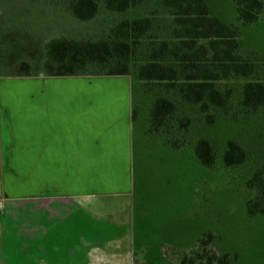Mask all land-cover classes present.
<instances>
[{
    "label": "rangeland",
    "instance_id": "rangeland-1",
    "mask_svg": "<svg viewBox=\"0 0 264 264\" xmlns=\"http://www.w3.org/2000/svg\"><path fill=\"white\" fill-rule=\"evenodd\" d=\"M207 1L214 15L237 25L229 0ZM159 4L146 0L132 13L149 12L158 9ZM68 8L69 0H0L2 65L24 58L39 69L44 40L76 32L82 35L90 23H107L99 19L77 21L70 17ZM237 26L240 55L253 61V75L264 82V12L255 24ZM10 79L0 83L8 89L7 98H29L30 76ZM243 81L241 77H229L219 82L221 89L233 87L234 111ZM182 109L193 115L198 112L201 119L191 122L194 139L177 148L164 144L156 135L144 134L139 129L140 120L135 121L132 187L120 198L101 197L94 203L95 214L91 207L90 212L73 209L67 219H59L48 217L42 210L33 222L29 173L8 172L12 177L3 197L8 201L0 216V262L66 263L64 253L70 251L65 253L71 255L70 264H76L79 255L84 260L78 264H183L185 258L199 264L196 252L200 253L204 240L208 252L226 258L227 264H264V213L249 214L247 210L248 201L258 193L252 186V176L264 162V106L250 114L238 110L235 117L213 108L206 116L188 106ZM197 137L208 139L216 150L210 167L202 165L194 154L193 141ZM231 139L246 152L244 162L236 167L224 166L221 159ZM37 222L40 227L60 229L64 235L54 238L45 232L42 241L33 242L31 235L37 236L33 224ZM42 243L56 244L61 251H41L40 247L46 248ZM74 244H81L77 249L88 250L72 253ZM37 247L39 252L35 251ZM211 264L221 263L214 260Z\"/></svg>",
    "mask_w": 264,
    "mask_h": 264
},
{
    "label": "trees",
    "instance_id": "trees-1",
    "mask_svg": "<svg viewBox=\"0 0 264 264\" xmlns=\"http://www.w3.org/2000/svg\"><path fill=\"white\" fill-rule=\"evenodd\" d=\"M145 1L69 0L70 17L107 23H90L82 35L76 32L44 40L39 69L22 58L5 67L0 62V73L24 76L40 70L50 76H128L134 127L140 120L141 132L156 135L171 148L194 139L191 122L201 119L198 112L193 115L182 106L205 112L202 116L213 108L233 117L238 110L250 114L264 106V82L253 75V61L240 55L237 26L255 24L264 12V0H229L237 25L214 15L207 0H155L160 3L158 9L133 14V8ZM229 77L244 79L236 95V111L233 87L219 88L220 80ZM193 142L198 161L210 167L216 158L212 143L205 137ZM245 158L244 148L227 140L222 164L236 167ZM252 180L258 193L248 201V213H264V162ZM201 242L204 245L196 252L199 264L214 260L227 264L226 258L209 253ZM183 264L192 260L185 258Z\"/></svg>",
    "mask_w": 264,
    "mask_h": 264
},
{
    "label": "crops",
    "instance_id": "crops-1",
    "mask_svg": "<svg viewBox=\"0 0 264 264\" xmlns=\"http://www.w3.org/2000/svg\"><path fill=\"white\" fill-rule=\"evenodd\" d=\"M24 76L31 78L29 98H7L8 89L0 84V216L8 201L3 198L6 186L11 187L12 176L7 174L12 171L29 173L33 222L42 210L59 219H67L73 209L88 212L91 207L95 214L94 203L101 197L128 194L134 155L130 78L50 76L40 70ZM7 77L14 80L20 76L0 73V83ZM18 188L22 190L20 185ZM33 229L37 236L32 234L31 238L37 243L45 232L54 238L64 235L60 229L40 227L39 222ZM42 244L46 248L40 247L41 251H61L56 244ZM79 245H73L72 253L88 250L77 249ZM35 251L40 250L37 247ZM65 253L66 263L59 260L56 264H70L71 255ZM0 264H4L3 259Z\"/></svg>",
    "mask_w": 264,
    "mask_h": 264
},
{
    "label": "flooded vegetation",
    "instance_id": "flooded-vegetation-1",
    "mask_svg": "<svg viewBox=\"0 0 264 264\" xmlns=\"http://www.w3.org/2000/svg\"><path fill=\"white\" fill-rule=\"evenodd\" d=\"M132 252H134V251H132Z\"/></svg>",
    "mask_w": 264,
    "mask_h": 264
}]
</instances>
